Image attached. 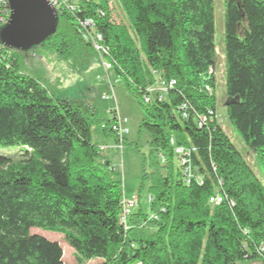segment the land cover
Wrapping results in <instances>:
<instances>
[{
	"label": "trees",
	"instance_id": "1",
	"mask_svg": "<svg viewBox=\"0 0 264 264\" xmlns=\"http://www.w3.org/2000/svg\"><path fill=\"white\" fill-rule=\"evenodd\" d=\"M114 1L127 25L110 0H70L45 48L87 67L96 54L78 21L94 22L159 158L143 174L153 215L136 205L122 224L121 183L91 140L95 113L51 97L0 44V264H63L61 246L32 229L61 236L78 264H264V186L216 121L214 0ZM223 6L226 117L264 171V0ZM153 72L175 82L161 98L148 93ZM176 149L190 152L188 183Z\"/></svg>",
	"mask_w": 264,
	"mask_h": 264
},
{
	"label": "rangeland",
	"instance_id": "2",
	"mask_svg": "<svg viewBox=\"0 0 264 264\" xmlns=\"http://www.w3.org/2000/svg\"><path fill=\"white\" fill-rule=\"evenodd\" d=\"M75 2V0H73ZM225 0H214V28L215 41L217 45V68H216V121L228 136L236 150L242 155L249 168L256 178L264 186V171L259 167L256 158L241 143L239 137L230 126L226 117V104L228 99L225 95L224 85V62L222 50L224 48V3ZM108 9L112 21L116 25H127V21L122 11L114 0H110ZM32 47L23 52L12 51L7 53L12 55L17 61V68L20 74L27 75L37 80L55 99H66L69 103L80 108L85 115L90 116L95 113L97 123L91 130L92 144L97 147L116 148L113 135H106L102 129L107 121L111 119L110 111L116 112L119 118L127 121L129 130L128 136L121 152L115 150L114 155L110 153V166L116 173L117 180L121 183L123 201L126 203L136 199L137 204L143 214L152 217L153 211L150 207V180L143 179V174L148 177L154 171V167L149 161L150 154L159 158L148 147L149 137L146 132H141L140 123L143 119V112L136 99L129 93L125 85L118 80L115 72H110L109 77L113 88L104 79V73L97 57L89 61L87 67L79 68L72 66L71 58L63 59L55 50H50L45 45ZM159 85H154L150 89H155ZM113 94V95H112ZM111 97V99L109 98ZM105 97V99H102ZM113 97V98H112ZM144 158L146 162H144ZM140 189V191H139ZM30 234L43 237L50 242H57L62 248L63 264H78L72 250L62 241V237L56 234L32 229ZM84 264H95L93 261ZM240 264H248L246 262Z\"/></svg>",
	"mask_w": 264,
	"mask_h": 264
},
{
	"label": "built area",
	"instance_id": "3",
	"mask_svg": "<svg viewBox=\"0 0 264 264\" xmlns=\"http://www.w3.org/2000/svg\"><path fill=\"white\" fill-rule=\"evenodd\" d=\"M3 1L4 0H0L1 3H3ZM48 2L57 11L63 8L71 12L74 9V6L70 4V0H63V1L48 0ZM4 13L7 15V20H8L9 18L8 0H7L6 10L4 11ZM6 22L3 25H5ZM78 34L84 42L90 43V45L92 46L96 54V57L101 64V68L104 73V79L108 81L109 86L112 91L113 85L110 80L109 73L112 72L113 65L108 60V55H109L108 50L106 49V47L101 45L102 35L95 32L94 22L91 20L78 21ZM209 72L211 74L212 70L210 69ZM153 76H154L155 84L159 86L155 89V91L149 88L148 93L150 94L158 93L161 98L162 96L166 95L168 89L172 88L175 85L174 81H170L167 84L164 83L163 81H161V79L158 77V75L155 72H153ZM204 89L207 92L210 91L208 86H205ZM109 98L111 99L110 96ZM102 99H105V97H103ZM149 101H150L149 98H144V103H149ZM111 119H112V123L110 124L109 130L116 138V145H117L116 150L121 152L124 139L129 134V130L126 126L127 121L125 119L119 118L116 112H115V115H111ZM108 150L109 149L106 147H98V152L101 155H105V153ZM175 154H176V160L178 161V158H179L181 165L185 167L184 176L186 177V182L188 183L189 177L191 175L190 173L191 170H190V167L188 166L189 160L187 157L190 155V152L188 151L184 152L182 149H176ZM220 202H221V199L218 196H214L213 198L210 199V203L212 204H219ZM136 204H137L136 199H134L130 203H126L123 201V208H122V213H121V222L123 225H125L127 217L129 216L131 210L136 207Z\"/></svg>",
	"mask_w": 264,
	"mask_h": 264
},
{
	"label": "water",
	"instance_id": "4",
	"mask_svg": "<svg viewBox=\"0 0 264 264\" xmlns=\"http://www.w3.org/2000/svg\"><path fill=\"white\" fill-rule=\"evenodd\" d=\"M9 18L0 28V44L23 52L42 45L57 27L58 11L48 0H8Z\"/></svg>",
	"mask_w": 264,
	"mask_h": 264
},
{
	"label": "crops",
	"instance_id": "5",
	"mask_svg": "<svg viewBox=\"0 0 264 264\" xmlns=\"http://www.w3.org/2000/svg\"><path fill=\"white\" fill-rule=\"evenodd\" d=\"M108 149H109V151H110V149H111L113 155H114V152H116V151H115V150H116L115 147H114V148H108ZM109 151H108V152H109ZM108 152L105 153V156H106V158H107V161L110 162V160H109L110 158H108V156L111 157V155H110V153H108Z\"/></svg>",
	"mask_w": 264,
	"mask_h": 264
}]
</instances>
